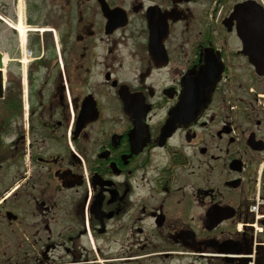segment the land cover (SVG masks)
I'll use <instances>...</instances> for the list:
<instances>
[{
    "label": "flooded vegetation",
    "instance_id": "af4514ba",
    "mask_svg": "<svg viewBox=\"0 0 264 264\" xmlns=\"http://www.w3.org/2000/svg\"><path fill=\"white\" fill-rule=\"evenodd\" d=\"M24 12L0 46V264H264V0Z\"/></svg>",
    "mask_w": 264,
    "mask_h": 264
},
{
    "label": "rangeland",
    "instance_id": "374dc122",
    "mask_svg": "<svg viewBox=\"0 0 264 264\" xmlns=\"http://www.w3.org/2000/svg\"><path fill=\"white\" fill-rule=\"evenodd\" d=\"M20 2V1H19ZM17 0H0V46L6 47L8 37L12 35L8 23L3 20L10 21L17 14Z\"/></svg>",
    "mask_w": 264,
    "mask_h": 264
},
{
    "label": "bare ground",
    "instance_id": "6f19581e",
    "mask_svg": "<svg viewBox=\"0 0 264 264\" xmlns=\"http://www.w3.org/2000/svg\"><path fill=\"white\" fill-rule=\"evenodd\" d=\"M17 13H18L19 21H18V23H16V27L19 29L22 37H24L26 35V31H27V27H26L25 21H24V16H25V12H24V0H20ZM251 255H252V257L255 260L254 254L251 253ZM251 255L249 254V257L247 259V261L249 262V264L252 261ZM262 262L264 263V257H263Z\"/></svg>",
    "mask_w": 264,
    "mask_h": 264
},
{
    "label": "water",
    "instance_id": "95a60500",
    "mask_svg": "<svg viewBox=\"0 0 264 264\" xmlns=\"http://www.w3.org/2000/svg\"><path fill=\"white\" fill-rule=\"evenodd\" d=\"M176 121H178V119H177V111H175V113L174 112L171 113V117L168 120L169 124L167 126L169 127L170 123H175ZM260 249H261L260 253H263L264 254V246H261ZM247 259L248 258H245L244 259L243 264H245V262L247 261Z\"/></svg>",
    "mask_w": 264,
    "mask_h": 264
}]
</instances>
